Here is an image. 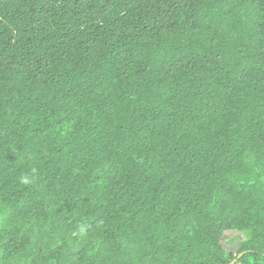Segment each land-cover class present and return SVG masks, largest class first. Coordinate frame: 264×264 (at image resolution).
<instances>
[{"label": "trees", "instance_id": "trees-1", "mask_svg": "<svg viewBox=\"0 0 264 264\" xmlns=\"http://www.w3.org/2000/svg\"><path fill=\"white\" fill-rule=\"evenodd\" d=\"M233 259L264 264V0H0V264Z\"/></svg>", "mask_w": 264, "mask_h": 264}, {"label": "rangeland", "instance_id": "rangeland-1", "mask_svg": "<svg viewBox=\"0 0 264 264\" xmlns=\"http://www.w3.org/2000/svg\"><path fill=\"white\" fill-rule=\"evenodd\" d=\"M227 233L228 234L226 235V239H229L232 235L235 234V232H232V231H228Z\"/></svg>", "mask_w": 264, "mask_h": 264}, {"label": "water", "instance_id": "water-1", "mask_svg": "<svg viewBox=\"0 0 264 264\" xmlns=\"http://www.w3.org/2000/svg\"><path fill=\"white\" fill-rule=\"evenodd\" d=\"M240 255H242V253H241ZM235 261H236V259H233L231 262H229V263H227V264H234Z\"/></svg>", "mask_w": 264, "mask_h": 264}]
</instances>
